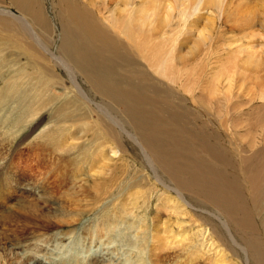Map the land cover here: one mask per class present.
<instances>
[{
	"label": "bare ground",
	"instance_id": "obj_1",
	"mask_svg": "<svg viewBox=\"0 0 264 264\" xmlns=\"http://www.w3.org/2000/svg\"><path fill=\"white\" fill-rule=\"evenodd\" d=\"M46 1L48 0H0V65L5 64V60L13 56L15 59L10 63L12 66H9L8 63L6 64L7 66L16 67L20 65L23 59L26 61V66L28 67H23L24 70H21L19 75L10 77L8 80H6L3 73H0V80L2 83V85H0V105L5 103L2 106L3 108L8 105H13L14 110L18 112L19 115H17V123L19 125H26L22 124L23 120L35 118L41 111L43 113L46 107L48 108L50 103L46 106L45 101L53 100L55 102L54 98L47 97L49 93L52 92L57 100L62 98V95H56L54 90L57 91L56 88L58 86L63 85L64 87V85H66L63 76L57 75L54 68H50L48 63L54 61L56 64H62L74 75L76 80L81 78L87 84L86 86L89 87L87 89H90L95 95H99L101 98L103 97L104 100H109L113 105L116 104V106L118 105L122 108L125 113L123 116L128 117L130 121H127L132 123L135 132L134 136L139 146L149 160L152 161L153 169H158L160 171L159 173L167 179L165 189L179 194L180 197L187 194L197 204L203 205L206 208L208 207L211 211L207 210V212H212V218H216L220 223L222 232L217 229L215 224L213 227L211 222H208V225H205L206 221L204 224L202 223L203 225L201 223L196 224L195 228L197 232L194 236L197 239L196 243H200V245L195 244V242L194 244H192L193 242L190 244L189 242L190 245L187 247V249L192 248L193 256H200L203 252L201 249L202 247L204 250L213 252V255L209 254L213 256L209 264H264V69L261 65L263 62L261 53L264 55L263 49L260 50L256 56L254 55L255 57L253 55L248 57L246 65L253 67L252 76L248 73L249 76H243L240 73V77L237 81L238 84L245 86V90L238 93L240 94L238 98L243 101L246 97L250 98L248 103H242L239 105L240 108L238 109L243 108L244 105L250 104V111L247 113V119H242L241 123L239 121L234 122L233 120L232 127H246L247 131L245 133L247 134L250 132L246 138H252V134L254 133L255 141L252 140L248 144L251 150L244 149V151L239 152L234 161L229 157L230 153L227 150L217 146L215 142L212 143L208 135L205 134L206 131L201 132V130L197 132L194 128L190 131L181 125L180 120L185 119L184 117H188L187 112L183 116L174 114L171 119L173 113L169 114V110L166 108L168 105L166 103L163 105L160 103V96L155 94L156 92L154 93V90L151 91V94L145 92V87L143 85L145 84L144 81L149 80V76L146 75L145 77L143 76L145 74L142 75L141 65L134 62H127L126 66L125 63L119 65V63H122L131 53L136 52L140 54L144 61L146 60L145 62L149 66V69L152 68L156 74H165L173 67L172 62L173 58L176 57L175 55H179L178 57L182 59V56L187 54V51L193 52V54L194 52L196 53L198 49L212 40L215 28L217 29V27H220L219 29H222L221 26H227V24L230 26V22L246 24L247 34L255 31L258 35L257 38H259V36L263 38L264 0H238L239 4L236 2V9L233 6L235 0H51V12L49 7L45 4ZM174 16L179 18L176 19L177 21L179 20L177 23L181 22L185 30L180 29L181 27L179 30H176V28L173 29V27H175L172 25ZM201 18L207 19L208 22L206 25L203 23L204 27L202 26V28H200V23L202 22L198 24V20ZM247 24L249 26L251 25L250 27H252V29L249 28ZM231 28L235 29V27ZM169 29L174 31L171 36L169 33L173 31ZM248 29L254 31L252 32L250 30L251 32L249 33ZM256 33L251 34L253 35L251 38L257 36ZM247 34L243 37L247 38L249 36ZM261 37L260 40L262 39ZM248 39H250V37H248ZM55 40L60 41L58 47L59 55H53L49 58L45 52L43 43ZM192 41H194V43ZM241 47L240 45V48ZM253 49L254 48L251 50L249 49V53L255 51ZM239 51H241V49ZM241 54L242 53H240V57L244 55ZM2 55H4V57H1ZM188 55L184 56L185 60H183V58L179 61L183 64L184 62L186 63V59H188L186 57L190 56ZM225 62L227 63V61ZM136 64L139 65V67ZM224 66L222 68L226 71V67L230 65L226 66L224 64ZM172 69L170 70L173 71ZM186 69H180L184 71L182 74L181 72H177L181 75L185 73V76H187L189 70ZM243 69H246L245 66ZM114 75L117 76L114 77ZM172 75L176 77L175 74ZM181 75L180 78H182ZM226 77L227 87L225 88H228L226 89L228 92L232 85H236L233 82H235L238 76L235 73L231 75L230 71V74L228 73ZM79 84L80 83H78V85ZM185 84H187V82ZM24 86L28 87L29 93L36 97L28 96ZM82 87L80 86L81 90H79L75 87V83H73L72 86L74 90L76 89V91L84 92ZM191 87H193V84ZM246 93L250 96H246ZM78 94L81 95L82 93ZM256 101L262 102L261 105H254ZM76 103L77 102L73 101L72 98L64 100L62 98V101L60 100L58 104L52 103V105H57L54 115H52L53 119H56V121L62 124L80 128L81 125L79 127L76 123L77 119L75 120V116L80 112L73 115L74 113L71 109ZM2 107H0V109ZM69 109H71V113ZM85 111L86 110H84V112ZM242 115L243 117L246 116L244 112L240 114V116ZM225 122L227 123V121ZM17 123L16 121L13 122L15 126ZM91 124L88 122L86 123L87 126ZM84 129H86L85 132L93 131L90 129V126ZM102 129L104 131H102L104 134L103 137H110L112 143L113 141L116 142L115 136L113 137L111 135L112 133H110L107 127ZM91 133L93 134V132ZM62 134L63 133H61V135ZM71 134L72 133L69 135L74 137V135ZM75 135L78 134L76 133ZM86 135L88 134L85 133V136ZM239 137H241V135ZM258 137L260 140L257 139ZM81 138L80 140H82ZM98 138H100L99 135ZM92 139L97 140L96 133ZM53 144H55V140ZM112 150L111 153L113 152ZM231 151L232 150H230V152ZM113 153L115 154V152ZM114 154L112 155L114 156ZM231 155L234 157V151ZM115 157L116 154L114 158ZM108 162L110 161L106 163ZM232 171H234L233 173H235L236 176L232 174ZM136 192V197H138ZM245 192H248V197L245 196ZM133 194L134 193L131 195ZM141 195L142 194H140V196ZM174 197L175 196L169 194L164 198V201L166 203H173ZM161 199H163V197ZM186 201L181 197L178 202L176 201L178 205L174 204V207H170L169 203L165 205L164 208L166 212L167 210L171 212V210L177 209L176 213L179 214V216L183 215L181 219H178L181 223H187L185 219L193 222L195 215L192 213L191 209L194 207L190 205L192 202L189 203ZM120 202L122 203V201ZM248 203L252 206L250 207L251 209ZM149 204L151 206V203ZM122 205L123 203L119 204V209H122ZM126 205L124 206L127 209ZM128 205V208L133 206L132 204V206H130V204ZM186 205L189 207L186 208ZM134 207L133 209L139 212L138 204H136L135 208ZM133 209H131V212L130 209H128V213H132V216L135 213V211L132 212ZM122 212L123 209L119 213L122 214ZM170 212L169 214L166 213L164 219L157 221L160 225L169 226V229L171 225H167V223L169 215L172 214ZM128 213H126L125 216L130 217L131 215L128 216ZM147 215L148 213L145 214V218ZM157 216L159 215L157 214ZM174 218L177 219L176 217ZM134 219L132 220L134 221ZM258 221L260 222L259 226L263 229L261 230L263 234L259 232ZM137 225L136 235H138L142 241L144 240L146 242L145 238L148 234L145 228L147 227L146 219L138 221ZM174 225L177 226L176 224ZM186 225L184 224V227H186ZM166 228L167 229L164 228L166 230L165 233H169V231L167 232V230H169L168 227ZM160 232L158 233V230L154 229L151 234L153 237H149L151 238V244L146 252L148 251L147 256L150 264L167 263L161 254L164 252L162 247L163 244L162 246H158L157 244L158 242L161 243V240L158 239ZM184 232L179 233L178 236H183ZM170 236L172 235L170 234ZM175 237H177V235ZM172 243L177 246V239L173 238ZM147 244H149V242ZM180 245L181 242L179 246ZM160 248L162 249L160 250ZM237 248L244 254L246 262L244 261L245 259H242L243 256L241 257L240 254H238ZM189 252H187V255H190ZM179 258H176L174 261L172 260L170 264H193L195 261V259L188 258L186 255L182 258L183 261L181 262H179L181 260V258ZM177 259H179V261H177ZM203 262L204 261H202L201 264ZM195 264L200 263L197 261Z\"/></svg>",
	"mask_w": 264,
	"mask_h": 264
},
{
	"label": "rangeland",
	"instance_id": "obj_2",
	"mask_svg": "<svg viewBox=\"0 0 264 264\" xmlns=\"http://www.w3.org/2000/svg\"><path fill=\"white\" fill-rule=\"evenodd\" d=\"M236 2L239 4V1L235 0L233 5L235 9L237 8ZM45 4L51 12V0L46 1ZM176 17L174 16L172 19L174 20L172 21V25L175 26L173 29L176 28V30H179L181 27L180 29L185 30L181 22L177 23L179 20L177 21L176 19L179 18ZM198 21V24L202 22L200 23V28L208 23L205 18H201ZM230 23L231 25L236 24L234 22ZM237 24L233 26H228L227 24V26H221L222 29L217 27L219 30L215 28L212 40L206 43L207 46L203 45V47L201 46L202 48L199 47L201 51L198 49L196 51L197 55L195 52L194 54L193 52H186L187 54L185 55H190H188L190 58L186 57L188 58L186 59V63L184 62L183 64L179 61L185 55L182 56V59L178 57L179 55H175L176 57L173 58L172 62L173 69L170 68L173 71L169 69V72L162 73V75L160 73L156 74L152 68L150 70L145 62L146 60L144 61L140 54L138 53V55L136 52H134L135 54L131 53L126 57L127 60L125 59L122 63H119V65L125 63V66L127 62H134L141 65L142 75L145 74L143 75L145 77L146 75L149 76V80L144 81L145 84L143 86L145 87V92L151 94V91L154 90L153 92H156L155 94L160 96V103L162 105L166 103L169 114L173 113L171 119L174 114L183 116L187 112L188 117L180 120L181 125L190 131H192V128L197 132L201 130V132L206 131L205 134L208 135L212 143L215 142L217 146L227 150L230 153L229 157L233 161L239 152L244 151V149L251 150L248 144L252 140L255 141L254 133L252 134V138H246L250 134V132L245 133L247 131L246 127H232L233 120L234 122L239 121L241 123L242 119H247V113L250 111V104L244 105L241 108L242 110L238 109L242 103H248L250 98L246 97L244 101L238 98V95H240L238 93L244 91L245 86L238 84L237 81L240 73L243 76L248 74L252 76L253 67L246 65L248 57L251 55L256 56L262 49L264 52V37L259 36L257 38V33L251 30V25L249 26L247 24L251 28L248 29L249 33L254 31L253 33L257 35L251 38L253 36L251 34L253 33L247 34L246 24ZM231 27H235V29ZM169 30L171 31L172 29ZM173 33L174 31L170 32V36ZM243 34L249 35L248 37L250 39L247 36V38H244ZM260 37L262 38L261 40ZM192 42L194 43V41ZM59 45L60 41L58 40L43 43V47L49 58L53 55H59ZM240 45L242 46L241 48ZM248 46L252 47L249 48ZM252 48L256 52L251 51L249 53V49L251 50ZM240 49L241 51H239ZM240 53L244 55L240 57ZM261 55L263 59H261L263 61L261 65L264 69V55L262 53ZM1 57H4V55ZM14 59L13 56H10L5 60V64L0 65V73L4 74L6 80L19 75L20 71L24 70L23 67H27L26 61L23 59L20 65L9 67L12 66L10 63ZM7 63L9 66L6 65ZM224 64L226 66L230 65L231 68L229 66L226 67V71L223 70L222 67ZM48 65L50 68H54L57 75L63 76L64 83L66 84L64 87L63 85L58 86L56 88L58 92L54 90L55 94L62 95L63 100L72 98L73 101L77 102L75 106L71 107L74 113H72L73 115L80 112L75 116V120L77 119L76 123L79 127L81 125V129L85 127L89 128L90 126V129L93 131H87V133L85 132L86 129L74 128L73 126L62 124L56 121V119H53L52 115H54L57 105H52V103L58 104L60 100L62 101V98L57 100L52 92L47 97L54 98L55 102L53 100L45 101L46 106L50 103L48 108L46 107L43 110L44 112L42 113L41 111L35 118L23 120L22 124L26 125H19L17 123L19 115L14 110L13 105H8L4 108L2 106L5 103L0 105L2 107L0 109V264H150L147 256L148 251L146 252V250L151 244V238L149 237H153L151 234L154 229L158 230V233L161 231V237H158L161 243L158 242L157 244L158 246H162L163 244L164 252L161 254L166 260V264H170L172 260L174 261L179 257L181 260L179 261V258L177 261L181 262L185 255L188 258L195 259L193 264L197 261L200 264L202 261H206L202 264H209L212 260L211 257H213L212 251L204 250L201 247L203 252L200 256L195 257L192 254V248L187 249V247L192 242V244L195 242V244L200 245V243H196L197 239L194 236L197 232L195 228L196 224H204L206 221L207 223L205 222V225H208L211 222L213 227L215 224L217 229L222 232L220 223L216 218H212V212H209L210 214L207 212V210H211L208 207L207 209L205 206L197 204L186 194L184 195L185 197H181L185 201L187 200L186 202H192L190 204L194 207L191 209L192 213L195 215V219L198 217L196 220L193 219L194 224L188 219H185L187 223H181L178 219H181L183 215L179 216L176 213V209L171 210V212L169 210L172 213L169 215L167 223V225H171L170 229L169 226L160 225L157 221L164 219L166 213L169 214L168 210L166 212L164 206L169 203L170 207H174V204L178 205L176 201L178 202L181 197L179 194L165 189L167 179L159 173L160 171L158 169H153L152 161L149 160L139 146L134 136L135 132L132 123L128 122L130 121L128 117L123 116L125 113L122 108L117 105V109L116 104L113 105L109 100L105 99V101L103 97L101 98L99 95H95L94 92L87 89L89 87L86 86L87 84L81 78L76 80L74 75L62 64H56L54 61H50ZM139 65L137 66L139 67ZM184 65L189 70L187 76L190 78L185 76V73L181 75L184 71L180 69H186ZM244 66L246 69H243ZM177 71L181 72V74ZM230 71L231 75L235 73L238 77L233 82L236 85H232L227 92L226 89L228 88H225L227 87L226 76L228 73L230 74ZM172 74H175L176 77ZM158 75L163 77H159ZM180 75L182 78H180ZM116 76L114 75V77ZM186 82L187 84H185ZM73 83H75V87L79 90H81L80 86H83L84 92L74 90L72 88ZM78 83L81 85L79 84V86ZM192 84L193 87H191ZM0 85H2L1 80ZM24 88L28 96L36 97L29 93L28 87L24 86ZM77 92L82 94L80 95ZM246 96L250 95L247 94ZM261 103L256 101L254 105L259 106ZM84 110L86 111L84 112ZM240 112L246 114L244 116L245 118L243 115L240 116ZM14 120L17 123L16 126L13 124L15 122ZM87 122L92 123V126H87ZM106 127L112 133L111 135L113 137L115 136L116 142L113 141L112 143L110 137H103L104 131L102 128ZM61 133L63 134L61 135ZM67 133H72L74 137ZM76 133L78 135H75ZM85 133L88 135L85 136ZM95 133L97 134V140L92 139ZM98 135L100 138H98ZM240 135L241 137H239ZM73 138L77 141H74ZM257 139L260 140L259 137ZM54 140L55 144H53ZM111 150L115 152V158V154L113 152L111 153ZM230 150L232 151L230 152ZM233 151L234 157L231 155ZM107 161L110 162L106 163ZM233 172L232 174L235 175ZM139 191L142 194L141 196ZM135 192L138 197H136ZM130 193L134 194L131 195ZM169 194L175 196V202L166 203L164 201V198ZM245 196H249L248 192H245ZM162 197L163 199H161ZM120 201L123 203L122 214L119 213L122 210L121 208L119 209L121 206L119 204H122ZM149 203H151V206ZM128 204L133 206L128 208ZM136 204H138L139 212L133 209L134 206L136 207ZM124 205L127 206V209ZM248 206L249 208L252 207L249 203ZM185 207L188 208L189 206L186 205ZM128 209H130V212L131 209H133L132 212L135 211L133 216L131 215L132 213H128ZM126 213H128V216L131 215L130 217L132 219L135 218L134 221L130 217L125 216ZM147 213L148 215L145 218V214ZM142 219H146L147 227L145 228L148 231L145 238L146 242L144 240L142 241L136 235L138 221ZM184 224L188 226L186 225L184 227ZM259 224L260 222L258 221L259 232L263 234L261 231L263 229ZM166 227L169 229L167 232L169 231L172 236L169 233H165ZM183 232V236H178L179 233ZM175 234L177 237H175ZM173 238L177 239V246L172 243ZM148 242L149 244H147ZM180 242L182 249L179 246ZM238 249H236L238 254L241 257L243 256L242 259L244 260V254ZM187 252L190 255H187ZM244 261L246 262V259Z\"/></svg>",
	"mask_w": 264,
	"mask_h": 264
}]
</instances>
